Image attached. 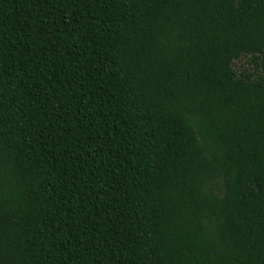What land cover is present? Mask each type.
I'll list each match as a JSON object with an SVG mask.
<instances>
[{
  "label": "trees",
  "instance_id": "trees-1",
  "mask_svg": "<svg viewBox=\"0 0 264 264\" xmlns=\"http://www.w3.org/2000/svg\"><path fill=\"white\" fill-rule=\"evenodd\" d=\"M259 59L264 0H0V264H264Z\"/></svg>",
  "mask_w": 264,
  "mask_h": 264
},
{
  "label": "rangeland",
  "instance_id": "rangeland-1",
  "mask_svg": "<svg viewBox=\"0 0 264 264\" xmlns=\"http://www.w3.org/2000/svg\"><path fill=\"white\" fill-rule=\"evenodd\" d=\"M249 57L246 56H242L241 58L237 59L235 61V66L236 68L240 71H243L245 69H247L248 71H253L254 70V65L250 62ZM258 68H259V72L260 73H264V64L263 61L261 59H259L258 61Z\"/></svg>",
  "mask_w": 264,
  "mask_h": 264
}]
</instances>
